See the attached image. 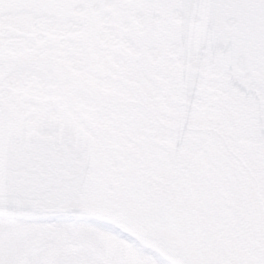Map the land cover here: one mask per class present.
<instances>
[{"label": "flooded vegetation", "instance_id": "1", "mask_svg": "<svg viewBox=\"0 0 264 264\" xmlns=\"http://www.w3.org/2000/svg\"><path fill=\"white\" fill-rule=\"evenodd\" d=\"M136 1H0V206L76 264H264V64Z\"/></svg>", "mask_w": 264, "mask_h": 264}, {"label": "water", "instance_id": "2", "mask_svg": "<svg viewBox=\"0 0 264 264\" xmlns=\"http://www.w3.org/2000/svg\"><path fill=\"white\" fill-rule=\"evenodd\" d=\"M68 2L72 1L65 3ZM136 2L144 10L159 12L164 18L169 12L171 14L179 12L180 23L185 24L177 26V32H197L203 36L222 37L225 42L231 41L247 49L253 54L254 59L264 64V0H137ZM116 6L120 10L119 5ZM192 15L194 17L191 25L189 19ZM198 15H201L202 20ZM228 16L237 18L239 22L232 34L227 37L221 33L219 23ZM198 25L199 28H193ZM75 208L91 210L87 205H79Z\"/></svg>", "mask_w": 264, "mask_h": 264}, {"label": "rangeland", "instance_id": "3", "mask_svg": "<svg viewBox=\"0 0 264 264\" xmlns=\"http://www.w3.org/2000/svg\"><path fill=\"white\" fill-rule=\"evenodd\" d=\"M44 218L25 209L0 206V264L77 263L80 246L72 241L79 229L45 224ZM84 226L83 236L89 230Z\"/></svg>", "mask_w": 264, "mask_h": 264}]
</instances>
